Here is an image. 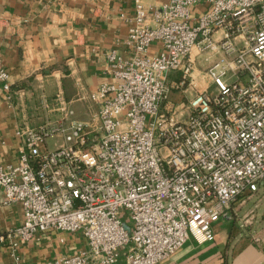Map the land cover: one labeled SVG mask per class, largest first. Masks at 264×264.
I'll list each match as a JSON object with an SVG mask.
<instances>
[{"label": "built area", "instance_id": "obj_1", "mask_svg": "<svg viewBox=\"0 0 264 264\" xmlns=\"http://www.w3.org/2000/svg\"><path fill=\"white\" fill-rule=\"evenodd\" d=\"M127 41L131 56L107 53L115 81L93 92L94 122L58 95L61 117L18 127V161L0 156L4 200L24 211L0 229L17 261L21 240L56 229L81 231L87 247L36 264H114L123 248L128 264H157L191 237L214 241V223L264 183V0H165L152 12L136 0ZM205 53L217 55L214 88L196 90L185 118L163 110L169 73H182L174 88L196 85ZM0 85L11 88L1 53Z\"/></svg>", "mask_w": 264, "mask_h": 264}, {"label": "crops", "instance_id": "obj_2", "mask_svg": "<svg viewBox=\"0 0 264 264\" xmlns=\"http://www.w3.org/2000/svg\"><path fill=\"white\" fill-rule=\"evenodd\" d=\"M142 1L152 12L165 0ZM135 5L136 0H0V53L11 82L9 90L0 85V156L6 163L19 159L18 127L38 126L61 117L58 95L75 110L74 118L94 122L98 103L93 92L101 83L115 81L108 68V51L114 48L126 57L133 53L127 40ZM159 48L155 43L150 52ZM201 55H195L196 85L175 90L173 83L182 73H169L163 110L179 116L183 113L181 102L191 99L199 87L211 84L207 66L217 55L205 53L203 59ZM251 196L237 201L232 213L249 205ZM4 197L0 187L2 230L24 220L22 204L6 203ZM251 210L244 214L248 216L243 223L246 228H238L233 216L222 218L214 223V241L199 244L191 237L174 255L157 264H264V220H254L255 213L249 216ZM85 247L87 239L81 231H38L21 240L19 261L9 242L0 243V264H36ZM114 264H128L124 248Z\"/></svg>", "mask_w": 264, "mask_h": 264}, {"label": "rangeland", "instance_id": "obj_3", "mask_svg": "<svg viewBox=\"0 0 264 264\" xmlns=\"http://www.w3.org/2000/svg\"><path fill=\"white\" fill-rule=\"evenodd\" d=\"M196 6H198L199 9L194 10L193 13H194V15L198 16L199 14L204 12L205 5L204 4H198ZM201 56H202L201 58L203 59L204 54ZM207 81H208V79H207ZM213 88H214V84L212 82V89ZM175 90H177V89L175 88ZM188 102H189V98H186L179 105L180 110H182V112H183L178 116L179 118H185L187 116V114L189 113V110L187 107ZM176 110H178V108ZM53 142H54V139L49 140L50 146H52V147L54 146ZM250 195H252V196L250 198H248V202H250L249 205L245 206L244 209H242V210L239 209L237 213L236 212L233 213V219L234 220L233 219L232 220L234 223L236 222L237 227L240 229L246 228V225L243 223L245 222V220L248 216H244V214L250 209H253V210L250 211L251 213L249 214V216L252 213H255V215L253 217L254 220H256V219L264 220V183L262 184L260 190L254 192V193H250ZM248 231H250V229H248Z\"/></svg>", "mask_w": 264, "mask_h": 264}, {"label": "water", "instance_id": "obj_4", "mask_svg": "<svg viewBox=\"0 0 264 264\" xmlns=\"http://www.w3.org/2000/svg\"><path fill=\"white\" fill-rule=\"evenodd\" d=\"M127 227H129V226L127 225Z\"/></svg>", "mask_w": 264, "mask_h": 264}]
</instances>
